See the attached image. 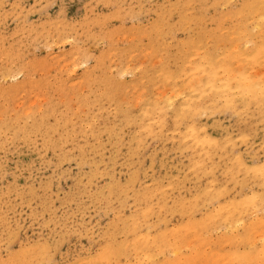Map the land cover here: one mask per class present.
Here are the masks:
<instances>
[{"label":"rangeland","instance_id":"1","mask_svg":"<svg viewBox=\"0 0 264 264\" xmlns=\"http://www.w3.org/2000/svg\"><path fill=\"white\" fill-rule=\"evenodd\" d=\"M263 106L264 0H0V264H264Z\"/></svg>","mask_w":264,"mask_h":264},{"label":"bare ground","instance_id":"2","mask_svg":"<svg viewBox=\"0 0 264 264\" xmlns=\"http://www.w3.org/2000/svg\"><path fill=\"white\" fill-rule=\"evenodd\" d=\"M40 1V0H39ZM46 7V6H45ZM22 12V11H21ZM97 21V20H96ZM49 22V21H48ZM23 32V31H22ZM98 36V35H97ZM2 41V40H1ZM50 49V48H49ZM76 51V50H75ZM117 58V57H116ZM53 61V60H52ZM101 61V60H100ZM102 62V61H101ZM34 64V63H33ZM207 65V64H206ZM256 67V66H255ZM67 70V69H66ZM9 71H10V69H9ZM62 72V71H61ZM54 73V72H53ZM15 77V76H14ZM105 79V78H104ZM59 80V79H58ZM254 80V79H253ZM60 81V80H59ZM249 82V81H248ZM254 82V81H253ZM229 87V86H228ZM227 87V88H228ZM232 87V86H231ZM242 88V87H241ZM220 89V88H219ZM128 90V89H127ZM249 90H250V88H249ZM252 90V89H251ZM254 90V89H253ZM243 91V90H242ZM259 91V90H258ZM251 92V91H250ZM254 92V91H253ZM252 92V93H253ZM260 93V92H259ZM35 105V104H34ZM20 106V105H19ZM264 107V106H263ZM188 108V107H187ZM5 111V110H4ZM30 114V113H29ZM36 121V120H35ZM87 134V133H86ZM85 139V138H84ZM252 200H253V198H252ZM263 200V199H262ZM238 203V202H237ZM254 225V224H253ZM250 226H251V224H250ZM255 235V234H254ZM242 236V235H241ZM204 241V240H203ZM263 242V241H262ZM202 255V254H201Z\"/></svg>","mask_w":264,"mask_h":264}]
</instances>
